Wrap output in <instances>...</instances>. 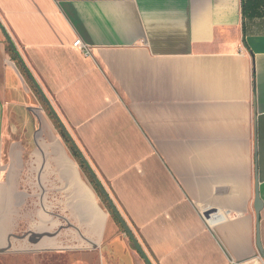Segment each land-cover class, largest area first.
<instances>
[{
  "label": "crops",
  "instance_id": "crops-1",
  "mask_svg": "<svg viewBox=\"0 0 264 264\" xmlns=\"http://www.w3.org/2000/svg\"><path fill=\"white\" fill-rule=\"evenodd\" d=\"M246 1L0 0L19 53L0 27V264H146L26 68L153 264L264 259V3Z\"/></svg>",
  "mask_w": 264,
  "mask_h": 264
},
{
  "label": "water",
  "instance_id": "water-1",
  "mask_svg": "<svg viewBox=\"0 0 264 264\" xmlns=\"http://www.w3.org/2000/svg\"><path fill=\"white\" fill-rule=\"evenodd\" d=\"M0 27H1L2 31L4 32V35H5L6 40L8 41V43L16 50L17 54H19L18 51H17L16 44H15L12 36L10 35V33L8 32V30L6 29V27L1 22H0ZM26 71L29 74L31 80L34 82L35 86L37 87L40 95L42 96V98H43L44 102L46 103L47 107L49 108L50 112L53 114V116L58 121L61 129L64 131V133L66 134V136L70 139V141L72 142L73 146L80 153V155L82 157V160H83V162H84L87 170L91 174V176L94 179V181L96 182L97 186L100 188V190H101L102 194L104 195V197L106 198V200L109 202V204L112 207L113 211L115 212L117 218L119 219L121 225L123 226L126 234H128L129 238L132 240V242L136 246L137 251L143 257V259L146 262V264H153V262L151 261V259L148 256V254L146 253L144 247L142 246L141 242L137 238L135 232L132 230V228L129 225V223L127 222L126 218L121 213V211L118 208V206L116 205L115 201L113 200V198H112L110 192L108 191V189L106 188L105 184L100 179V177L97 174L96 170L93 168V166L91 165V163L89 162V160L86 158V156L83 154V152L80 150V148L78 147V145L74 141V139H73L70 131L68 130V128L64 124V122L61 120L60 116L58 115V113L54 109L52 103L50 102V100L48 99V97L44 94V92L42 91V89L40 88V86L37 84L36 80L31 75L30 71L27 68H26ZM257 205H258L257 211H258V214H259V211H260L259 208H260V205H261V203H260L259 200H257ZM258 217H259V215H258ZM259 246H260V248L262 250L260 240H259Z\"/></svg>",
  "mask_w": 264,
  "mask_h": 264
},
{
  "label": "trees",
  "instance_id": "trees-1",
  "mask_svg": "<svg viewBox=\"0 0 264 264\" xmlns=\"http://www.w3.org/2000/svg\"><path fill=\"white\" fill-rule=\"evenodd\" d=\"M263 3H264L263 0H250V1H246V2H244V3H243V13H244V15L247 13L248 8H249V9L251 8V10L254 9V8H259V7L262 6ZM10 50L15 51V49H14L11 45H10ZM55 122H56V126H57L58 129L60 130V133L62 134V136L64 137V139L70 144L71 149H72V151H73L75 157L78 159L80 165H81L82 167H86L85 164H84V162H83V160H82V157H81L80 153L78 152V150L73 146V144H72V142L70 141V139L66 136V134L64 133V131L61 129V127H60L58 121L55 120ZM90 178L92 179V182H93L94 185L96 186L97 190L100 191V190H99V187L96 185V183H95V181L93 180V178H92L91 176H90ZM110 208H111V207H110ZM111 210H112V209H111ZM112 214H114V216H115V218L117 219V221H119V219L117 218V216H116L115 212H113V210H112Z\"/></svg>",
  "mask_w": 264,
  "mask_h": 264
},
{
  "label": "flooded vegetation",
  "instance_id": "flooded-vegetation-1",
  "mask_svg": "<svg viewBox=\"0 0 264 264\" xmlns=\"http://www.w3.org/2000/svg\"><path fill=\"white\" fill-rule=\"evenodd\" d=\"M52 114V113H51ZM53 115V114H52ZM54 117V116H53ZM54 119L56 120V118L54 117ZM62 135V134H61ZM64 138V137H63ZM65 140V139H64ZM66 141V140H65ZM66 143L70 146V144L66 141ZM70 149H71V146H70ZM72 150V149H71ZM73 152V151H72ZM74 154V153H73ZM82 167V166H81ZM83 169H84V171L86 172V174H87V177H88V179H89V181H90V183L92 184V186H93V188H94V190L96 191V193L98 194V196L100 197V199H101V201H102V203L106 206V208L110 211V213H111V215H112V217L117 221V219L115 218V216H114V214H112V207L110 206V204H109V202L106 200V198L104 197V195L102 194V192H101V190H100V188H99V190L100 191H98L97 190V188H96V186L94 185V183L92 182V179L90 178V176H91V174L89 173V171L87 170V168L86 167H82ZM92 177V176H91ZM94 180V179H93ZM96 183V182H95ZM97 185V184H96ZM111 207V208H110ZM112 209V210H111ZM114 212V211H113ZM118 222V224L120 225V227L124 230V228H123V226L121 225V223H120V221H117ZM124 233L126 234V232H125V230H124ZM126 236H127V238H128V241H129V244H130V246L131 247H133L134 249H136V246L134 245V243L132 242V240L129 238V236H128V234H126ZM89 243H91L92 245H94V242L93 241H89ZM98 248H95V250H97ZM137 250V249H136ZM97 255H98V253H97ZM59 258H55V260H54V262H52V264H59V260H58ZM78 259V258H77ZM77 259H74L73 257H72V260L70 261V263L69 264H75V262L74 261H76ZM79 261H80V259H78ZM98 260V256H97V258L95 259V261H97ZM81 263V262H80ZM46 264H49V263H47L46 262ZM82 264V263H81Z\"/></svg>",
  "mask_w": 264,
  "mask_h": 264
},
{
  "label": "built area",
  "instance_id": "built-area-1",
  "mask_svg": "<svg viewBox=\"0 0 264 264\" xmlns=\"http://www.w3.org/2000/svg\"><path fill=\"white\" fill-rule=\"evenodd\" d=\"M74 45H75L76 47L81 48V50H82L86 55H91V51H90L89 46H87L86 44H84V43L82 42L81 39L76 40V42L74 43Z\"/></svg>",
  "mask_w": 264,
  "mask_h": 264
},
{
  "label": "rangeland",
  "instance_id": "rangeland-1",
  "mask_svg": "<svg viewBox=\"0 0 264 264\" xmlns=\"http://www.w3.org/2000/svg\"><path fill=\"white\" fill-rule=\"evenodd\" d=\"M69 130V129H68ZM84 154V153H83ZM94 168V167H93ZM253 264H264V259H260L259 261H255Z\"/></svg>",
  "mask_w": 264,
  "mask_h": 264
}]
</instances>
